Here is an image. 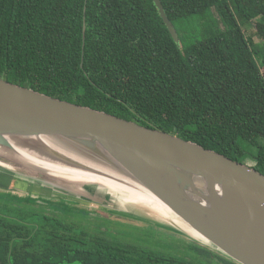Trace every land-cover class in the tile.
Segmentation results:
<instances>
[{
    "label": "trees",
    "instance_id": "16d2710c",
    "mask_svg": "<svg viewBox=\"0 0 264 264\" xmlns=\"http://www.w3.org/2000/svg\"><path fill=\"white\" fill-rule=\"evenodd\" d=\"M160 1L176 33L205 22L200 37L175 42L152 0H0V78L237 162L250 157L264 175V0ZM8 215L0 264H204L71 217Z\"/></svg>",
    "mask_w": 264,
    "mask_h": 264
},
{
    "label": "water",
    "instance_id": "95a60500",
    "mask_svg": "<svg viewBox=\"0 0 264 264\" xmlns=\"http://www.w3.org/2000/svg\"><path fill=\"white\" fill-rule=\"evenodd\" d=\"M152 1L178 42L161 1ZM40 164L126 186L168 207L209 241L190 234L206 248L236 264H264V175L255 168L161 130L0 78V178L8 185L0 189L27 191V184L39 188L40 195L19 198L40 203L54 195L74 205L90 203L95 189L104 190L89 181H67ZM56 187L83 198L70 199ZM111 213L141 219L125 211Z\"/></svg>",
    "mask_w": 264,
    "mask_h": 264
},
{
    "label": "rangeland",
    "instance_id": "374dc122",
    "mask_svg": "<svg viewBox=\"0 0 264 264\" xmlns=\"http://www.w3.org/2000/svg\"><path fill=\"white\" fill-rule=\"evenodd\" d=\"M217 20V18L215 17ZM214 20V18H213ZM215 22V21H214ZM206 23L196 21L191 27H183L180 29L177 28L180 37L184 36H192L196 35L198 38L201 35L202 29L205 27ZM247 35H252V40L255 43L261 42L257 37L253 36L254 27L251 24H247L244 27ZM183 33V34H182ZM245 164L249 166H254L255 161L252 158H247L245 160ZM8 178V177H7ZM9 179V178H8ZM22 183H16L15 185L19 187ZM44 184V183H42ZM64 184V183H63ZM39 186L41 184H38ZM46 185V184H44ZM0 186L2 188H7L8 185H5L4 179L0 178ZM85 186V185H84ZM88 186V185H87ZM94 186V185H90ZM67 187V186H66ZM23 188H29L27 191H20V188L11 187L8 190L0 189V207H4V204H7L6 207H11L16 205V203H21L26 201L25 199H20L18 196H27L28 193L33 196H37V194L41 193L38 189H32L31 186L25 184ZM55 191L62 190L65 193H68L70 196V192L64 190L60 187H56ZM64 188V187H63ZM84 188V187H83ZM32 189V191H31ZM85 189V188H84ZM96 197H93L90 203H85L83 201H77L76 206L77 209L82 208L87 212L94 214L93 219H87V222H83L84 224L93 225L91 227L94 230L103 231L106 234L111 235L110 237L118 238L120 240L129 241L130 243L137 244L139 246L145 247L147 249H153L156 251L164 252L167 254L180 255L186 258H192L197 263L207 264L210 261H214V264H218L221 258L232 261L227 257H224L221 254L213 251L210 248H206V246L200 244L193 238L190 234H188L185 230L181 229L178 225L172 221L170 218H162L156 212H154L149 207L144 205H137L133 203H125L123 205L119 203V197L117 195L108 194L107 191L102 190L100 188L95 189ZM98 194V195H97ZM18 195V196H17ZM40 195V194H39ZM86 196L87 194H81ZM67 196V197H68ZM73 196V198H71ZM70 199L80 198L78 195L71 194ZM54 195L42 198L47 201H60L59 198L54 197ZM76 200V199H74ZM27 201L33 202L32 199H27ZM42 201V200H40ZM98 203V204H96ZM125 211L133 214L135 217H139L141 219H133L127 218L120 215H116L111 213V211ZM56 213L57 210H55ZM96 213V214H95ZM69 216H72L70 213ZM133 217V216H131ZM195 248L200 250H204L205 253L203 257H200ZM211 252V253H210ZM236 264L235 262H233ZM210 264V263H209Z\"/></svg>",
    "mask_w": 264,
    "mask_h": 264
},
{
    "label": "bare ground",
    "instance_id": "6f19581e",
    "mask_svg": "<svg viewBox=\"0 0 264 264\" xmlns=\"http://www.w3.org/2000/svg\"><path fill=\"white\" fill-rule=\"evenodd\" d=\"M40 166H42L43 168L47 169L49 172L54 173L59 177L67 178V181L77 182V183L89 181L96 183L98 184L99 187L108 191L110 194L117 195L119 197V200L122 201V202L120 201L121 205H123V202L140 203L152 209L162 218H166V219L172 218V221L174 223L179 224L178 226L181 229L185 230L189 234H192L194 237L202 240L205 243L209 242L192 227L190 228L188 225L180 221L179 218L175 214H173V212L168 207L148 198L143 194L135 192L126 186L117 184L113 181L98 177L93 174H87L86 172L84 173L82 171L71 170L62 166H53V165L46 166L43 164H40Z\"/></svg>",
    "mask_w": 264,
    "mask_h": 264
},
{
    "label": "flooded vegetation",
    "instance_id": "af4514ba",
    "mask_svg": "<svg viewBox=\"0 0 264 264\" xmlns=\"http://www.w3.org/2000/svg\"><path fill=\"white\" fill-rule=\"evenodd\" d=\"M64 203H61L59 201H45V203L41 204V203H37V202H21V203H16V205H13L11 206L10 208L12 209V214L8 215L5 211L8 207L7 204H4V207H0V214H4V216H7L8 217H16V215L19 213V211H29V212H35V213H38V214H46L48 216H53V217H61V218H65V219H69L70 217L71 218H74V221H77V222H81V224L83 225V227H86L87 230L91 231V232H94V231H98V230H94L92 229L91 227H93V225L90 226V224H83V222H87V219H93L94 217V214L93 212L90 213V212H87L85 211L84 209L82 208H79L77 209V206L76 205H72L70 208L66 207V205ZM71 205V204H70ZM2 206V205H0ZM70 209V210H68ZM55 210H57L58 213L55 212ZM69 211V212H68ZM70 212L74 213V214H78L76 216V218L72 215V216H69L70 215ZM59 214V215H58ZM96 214V213H95ZM80 215H82L80 217ZM28 224H31V223H28ZM80 225V226H82ZM63 264H69V263H63Z\"/></svg>",
    "mask_w": 264,
    "mask_h": 264
}]
</instances>
